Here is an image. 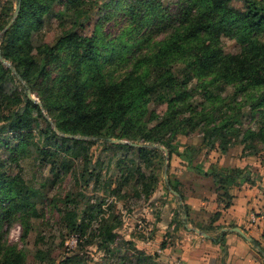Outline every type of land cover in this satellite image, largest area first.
I'll list each match as a JSON object with an SVG mask.
<instances>
[{
  "label": "trees",
  "instance_id": "obj_1",
  "mask_svg": "<svg viewBox=\"0 0 264 264\" xmlns=\"http://www.w3.org/2000/svg\"><path fill=\"white\" fill-rule=\"evenodd\" d=\"M124 1L118 0L117 5ZM155 1H127L123 7L127 18L119 32L111 37L96 27L86 36L73 29L83 24V18L98 5V0H15L18 13L0 43L1 56L16 71L13 75L0 62V151L12 153L31 142L49 159L55 178L59 174L58 165L62 166L63 174L68 171L62 159L86 157L84 146L98 140H103L104 150L134 151L139 159L151 160L159 154L155 147L112 143L109 138L132 143H163L168 154L193 159L198 152L187 156L178 147L166 143L164 134L171 130L176 134L181 132L183 125L191 124L195 115L208 124L213 117L212 109L218 112L228 106L230 114L210 130L243 132L239 141L243 144L242 154L259 155L254 142L259 138L264 140V41H258L256 36L264 33V0H244L242 10L231 7L232 0H176L173 12ZM55 4L62 9H56ZM14 11L10 1L0 3V31L11 21ZM54 16H67L72 21L63 36L48 46L39 34ZM159 34L163 37L154 41ZM221 35L235 38L246 46L236 55L225 54L220 45ZM16 77L26 84L21 91L18 87H7ZM194 79L197 84L188 87ZM219 84L233 89L228 103L220 96ZM28 88L35 93L41 107L27 98ZM195 94L201 97L200 103ZM237 97L242 101L239 104ZM151 104L158 106L157 109H150ZM237 104L246 106V112L261 113L258 131L234 127L238 122L233 114ZM197 105L202 107L201 112L196 110ZM205 108L211 110L206 112ZM41 109L59 133L53 130ZM185 112L188 117L183 115ZM41 118L46 124L39 134L42 144H37L33 141L32 129ZM152 120L156 121L150 125ZM8 133L14 134V139L7 137ZM66 134L96 137V141L68 138ZM228 149L222 146L220 152ZM3 161L0 159V220L8 221L11 214L25 206L28 193L22 191L16 177L1 168ZM241 172L240 169H209L217 189L223 190L226 197H229L227 186L235 183ZM91 176L98 181L96 173L88 172L84 183ZM152 179L154 184L156 179ZM175 187H171L172 191L181 197L179 187ZM183 209L187 215V209ZM261 215L264 218V203ZM62 217L70 231L84 232V223H77L74 213L67 210ZM110 233L111 229L107 230L109 236ZM251 243L259 255L264 254L258 241L251 240ZM131 249L133 264H164L155 254L133 245ZM60 264L87 263L75 257L71 262L66 259Z\"/></svg>",
  "mask_w": 264,
  "mask_h": 264
},
{
  "label": "rangeland",
  "instance_id": "obj_2",
  "mask_svg": "<svg viewBox=\"0 0 264 264\" xmlns=\"http://www.w3.org/2000/svg\"><path fill=\"white\" fill-rule=\"evenodd\" d=\"M5 1H10L14 9L18 7L15 0H0V3ZM127 1L129 0L117 5L118 0H98V5L83 18V24L73 29L78 34L86 36L96 27L102 34H110L114 37L127 18L123 12ZM175 1L156 0L155 2L173 12ZM108 2L109 6H105ZM230 6L242 10L245 3L244 0H232ZM54 7L62 9L61 5L55 4ZM11 21L7 25H10ZM71 21L67 16L62 18L54 16L48 19L39 34L42 42L48 46L53 45L71 26ZM96 24L98 25L95 26ZM6 27L0 31V43L2 35L8 29V26ZM162 37L159 34L153 39L158 41ZM256 39L264 41V33L257 35ZM220 45L225 54L231 55L241 53L243 46H246L235 38L224 35L220 36ZM150 50L151 48L147 52ZM195 83L197 84L196 79L188 87H194ZM25 85V82L18 77L7 83L8 88L18 87L19 91ZM219 87L220 96L228 103L233 95L232 87L222 84H219ZM32 95L37 98L35 93ZM194 96L200 103L199 94ZM236 102L241 103V98L237 97ZM238 104L233 109L234 119H238L234 127L241 131L246 128L258 131L261 113L249 112V110L246 112V106H238ZM157 107L154 104L150 105V109ZM196 110L201 112L202 107L197 105ZM207 110L208 108H205L206 112L211 109ZM212 110L210 112L213 117L209 125L202 121V117L195 115L191 124L183 125L181 132L177 134L172 130L166 132L164 141L178 147L187 156L202 151L206 155H212L210 158L216 159L222 146L227 149L236 147L231 150L229 158L239 155L243 145L239 141L243 132L234 134L225 129L219 133L210 130L215 125L222 124V117L230 114L228 106L221 107L218 112ZM41 112L51 127H55L45 111L41 109ZM35 115L36 112L33 111V116ZM183 115L188 117L189 114L185 112ZM155 121L152 120L150 125ZM45 124L41 118L32 129L33 141L37 144H42L39 134L45 129ZM7 137L14 139V134L8 133ZM82 140L96 141V137ZM119 140L132 143L124 139ZM139 140L142 141L141 138ZM102 141L85 145L83 153L86 157L83 156L82 159L73 156L62 159L68 171L63 174L62 166L58 165L59 174L56 178L53 176L54 171H51L49 159L44 158L31 142L23 149L18 147L12 153L0 151V159L4 160L1 168L8 175L16 177L22 191L28 193L25 206L11 214L10 220H0V264H60L66 259L71 262L75 257L87 264H133L132 245L146 253L157 255L158 261L163 263L160 259L161 254L157 251L163 242H158L160 237L157 239L155 232L162 224L172 225L170 232L164 228L163 233L167 239H173L175 235L173 232L181 228L179 212L182 213V210H177L178 199L171 189L178 185L172 180V175L168 174V159L180 158L175 154H168L163 143H133L136 144L135 146L146 145L159 150L155 158L147 160L139 159L134 151L104 150ZM16 143L17 141L15 145H18ZM152 144L154 147L151 146ZM254 145V148L260 150L259 155H264V140L259 138ZM119 160L122 161L121 165L118 164ZM88 172L96 173L98 181L95 182L94 177L91 176L89 182L84 183V179L88 178ZM152 178L156 179L154 184ZM67 210L76 215L77 223H84V232H73L66 227L62 216ZM139 221L142 222V226H139ZM110 229L109 236L107 230ZM200 232L202 235L205 234V231ZM122 256L126 258L120 259ZM260 257V264H264V256L260 255Z\"/></svg>",
  "mask_w": 264,
  "mask_h": 264
},
{
  "label": "crops",
  "instance_id": "obj_3",
  "mask_svg": "<svg viewBox=\"0 0 264 264\" xmlns=\"http://www.w3.org/2000/svg\"><path fill=\"white\" fill-rule=\"evenodd\" d=\"M235 148L219 152L216 159L202 151L195 156L199 159H169L168 174L172 175L181 191V197L174 194L178 199L177 210L181 209L182 213L179 212L181 228L173 232V239H167L163 233L164 228L170 232L172 225L162 224L155 232L156 238L160 237L158 242L164 243V247L157 250L163 263L260 264L261 257L251 240L258 241L264 250V218L261 215L264 163H260L264 162V155L242 154L241 147L239 155L229 158ZM212 167L218 171L242 170L236 182L227 186L229 197L217 189L209 174ZM234 228L243 231L248 239ZM196 230L205 231L206 236Z\"/></svg>",
  "mask_w": 264,
  "mask_h": 264
},
{
  "label": "water",
  "instance_id": "obj_4",
  "mask_svg": "<svg viewBox=\"0 0 264 264\" xmlns=\"http://www.w3.org/2000/svg\"><path fill=\"white\" fill-rule=\"evenodd\" d=\"M17 13H18V7L15 9V11H14V13H13L12 21L14 20L15 16L17 15ZM12 21H11V22H12ZM7 26L9 27V25H7ZM6 28H7V27H6ZM0 61H1V63H2L3 65H5L6 68L10 69L11 72H12L13 74L16 73L14 67L10 64V62H8L7 60H5V59L1 56V54H0ZM26 95H27V98H28L30 101H32V102H34V103H37V104L41 107V103L39 102V100H37V98L33 97L32 93H31V91H30L29 89L26 90ZM53 129H54V131L57 132V129H56L55 127H53ZM58 133H59V132H58ZM64 136H67V137H69V138H74V139H81V140H82V139H91V137H86V136H82V135H77V136H75V135H69V134L67 135V134H66V135H64ZM93 139H95V138H93ZM109 141L112 142V143H121V144L127 143L126 141H122V140H119V139H109ZM129 144H131V145H133V146L136 145V144H133V143H129ZM151 146L154 147V144H152ZM173 193H175V192L173 191ZM175 194H177V193H175ZM233 230L239 232L243 237H245L246 239H248V237H247V236L243 233V231H241L240 229H238V228H234ZM196 232L202 234V232H200V231H197V230H196ZM203 235H205V234H203ZM205 236H206V235H205ZM263 255H264V254H263Z\"/></svg>",
  "mask_w": 264,
  "mask_h": 264
},
{
  "label": "built area",
  "instance_id": "obj_5",
  "mask_svg": "<svg viewBox=\"0 0 264 264\" xmlns=\"http://www.w3.org/2000/svg\"><path fill=\"white\" fill-rule=\"evenodd\" d=\"M138 224H139V226H142V222H140V221H139V223H138Z\"/></svg>",
  "mask_w": 264,
  "mask_h": 264
}]
</instances>
